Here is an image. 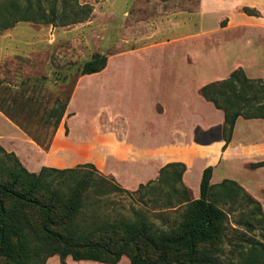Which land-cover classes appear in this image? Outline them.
<instances>
[{
	"label": "rangeland",
	"instance_id": "1",
	"mask_svg": "<svg viewBox=\"0 0 264 264\" xmlns=\"http://www.w3.org/2000/svg\"><path fill=\"white\" fill-rule=\"evenodd\" d=\"M200 5L201 0H58L52 24L21 22L0 33V106L10 109L13 122L32 139L38 138L41 148L53 142L62 126L66 136L85 139L91 124L106 142L109 136L122 137L128 132L129 120L134 133L144 138L143 133L156 123L157 104H195L202 107V113L216 118L207 110L214 106L202 98L201 89L227 79L225 73L234 62L221 63L212 54L219 49V38L204 34ZM75 19L83 21L73 23ZM95 55L107 58L106 69L82 76V67ZM57 100L68 101L70 115L66 111L55 134L54 126L46 125L43 116ZM172 116L168 112L169 122ZM190 176L197 189L198 170ZM244 178L251 184L264 183V175L258 173ZM215 179H220L218 173ZM162 188V192L134 199L113 195L105 215L110 221L134 220L132 208H141L155 228L175 227L185 207L177 212L165 208L168 188ZM218 205L229 214L224 238L218 245L200 249L220 264H264V249L258 245H264V218L257 207L243 194L220 197ZM42 217L38 210H27L31 247L43 240ZM53 228L62 231L57 224ZM54 257L50 264H61L59 256ZM144 260L148 264H184L173 253L160 257L150 253ZM66 263L90 264L71 257ZM0 264L13 263L1 258ZM118 264H131V260L123 256Z\"/></svg>",
	"mask_w": 264,
	"mask_h": 264
},
{
	"label": "trees",
	"instance_id": "2",
	"mask_svg": "<svg viewBox=\"0 0 264 264\" xmlns=\"http://www.w3.org/2000/svg\"><path fill=\"white\" fill-rule=\"evenodd\" d=\"M57 2L0 0V33L21 22L52 24L57 18ZM82 21L75 19L73 23ZM107 62L105 56L95 55L84 64L81 75L101 73ZM201 94L224 112L226 145L240 117L264 119V79H251L241 69L227 79L204 86ZM68 105V101L57 100L44 112L45 124L53 125L55 134ZM0 111L15 121L10 109L0 106ZM16 123L26 132L23 124ZM33 140L40 145L38 138ZM50 145L42 147L47 151ZM185 172V164L169 163L162 168L158 180L142 184L131 192L90 163L67 169L44 167L40 173H32L15 153L0 145V259L13 264H47L49 259L59 256L61 264H67L69 257L75 262L118 264L127 256L131 264H148L144 258L150 253L159 257L173 253L184 264H220L200 249L218 245L224 238L229 214L218 205V199L238 198L243 194L263 218L264 210L261 203L235 181L212 185L213 167L204 170L200 197L193 199L191 190L183 182ZM162 186L168 188L165 208L177 212L185 207L175 227L155 228L141 208H132L134 220L110 221L105 215L104 208L111 196L126 194L134 199L138 195L162 192ZM27 210H38L43 216L40 224L43 240L36 247L30 246L27 235ZM56 224L62 231L53 228ZM258 245L264 249L263 244Z\"/></svg>",
	"mask_w": 264,
	"mask_h": 264
},
{
	"label": "crops",
	"instance_id": "3",
	"mask_svg": "<svg viewBox=\"0 0 264 264\" xmlns=\"http://www.w3.org/2000/svg\"><path fill=\"white\" fill-rule=\"evenodd\" d=\"M199 12L206 29L204 34H215L219 38V49L212 54L218 55L221 63L234 62L225 74L230 76L241 69L251 79H264V0H201ZM201 108L195 104H157L156 123L150 132L143 133L144 138L134 133L129 120H126L128 132L122 137L109 136L106 142L99 138L91 124L90 135L85 139L66 136L62 126L47 151L0 111V145L15 153L32 173L38 174L44 167L67 169L90 163L132 191L158 180L167 164L183 163L186 166L183 182L191 190L193 199L200 197L204 170L213 167L212 185L235 181L264 208V183L251 184L244 178L248 173L264 175V165L255 167L264 163V119L240 117L226 145L224 112L215 106L214 110L207 109L217 115L212 118L202 113ZM168 112L173 114L171 122L167 120ZM15 142L19 144L17 147ZM194 169L198 170L197 189L191 184ZM217 173L220 181L215 179ZM54 259H49L47 264Z\"/></svg>",
	"mask_w": 264,
	"mask_h": 264
}]
</instances>
